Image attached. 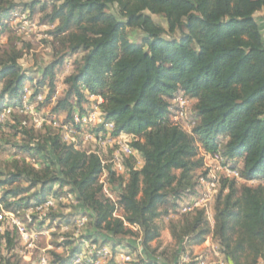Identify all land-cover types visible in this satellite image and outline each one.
<instances>
[{
	"label": "trees",
	"instance_id": "1",
	"mask_svg": "<svg viewBox=\"0 0 264 264\" xmlns=\"http://www.w3.org/2000/svg\"><path fill=\"white\" fill-rule=\"evenodd\" d=\"M38 6L50 10L45 18L56 24L52 33L68 52L34 80L29 104L41 96L47 79L49 93L40 105L50 103L56 69L67 57L81 55L52 114L65 112L69 121L87 111L84 105L98 104L115 125V136L135 137L130 145L138 156L125 159L123 175L109 170L110 199L99 181L103 166L97 154L66 143L50 126L35 136L37 131L20 123L21 133L30 136L21 149L41 168L16 161L11 172H0V208L16 213L57 194L54 186L68 187L91 217L92 243L114 249L117 238H134V229L148 254L161 238L156 221L198 195L203 150L239 171L245 183L220 180L213 226L201 209L171 223L173 264L193 256V248L209 237L228 264H264V184H247L264 181V32L256 16L264 14V0H0L1 31L17 9L34 12ZM151 15L163 16L167 27ZM127 28L140 34L131 37ZM22 56L13 49L0 57V112L21 109L26 84L33 81L19 63ZM179 94L194 102L190 131L169 121ZM16 238L8 228L0 234V264H13L4 251L16 247ZM82 246L74 245L67 256H47L51 264H72ZM133 264L168 263L159 256Z\"/></svg>",
	"mask_w": 264,
	"mask_h": 264
},
{
	"label": "rangeland",
	"instance_id": "2",
	"mask_svg": "<svg viewBox=\"0 0 264 264\" xmlns=\"http://www.w3.org/2000/svg\"><path fill=\"white\" fill-rule=\"evenodd\" d=\"M8 1L15 4H28L33 1L47 2V0ZM20 10H22V8L17 9L9 16L6 20L7 28L3 32L0 28V57L5 56V53H9L13 49H18L22 52L23 56L19 63L22 69L33 78V81L28 82L25 87V91H27L30 96L34 92V80L35 82L39 81L42 78L44 70L53 61L64 56L68 51L67 47L62 42V38L56 37L52 33L56 24L48 22L45 18L46 14L49 13L50 10L43 12L40 10L39 6L34 10V12L30 10H23L24 12H21ZM256 16L264 32V14H257ZM151 17L155 22L160 23L164 28L167 27L163 16L151 15ZM126 31L131 37H135L140 34V31L136 29L127 28ZM81 57V55L69 56L64 61L63 65L56 69V94L50 103L46 102L45 104L40 105L49 93V80L47 79L45 86L41 91L42 94L40 101L37 99L35 103L28 104L25 110H15L13 112L15 118L11 116L0 122L1 173L8 174L11 172L16 161L23 162L27 161L28 158H31L21 149L22 145L28 141L30 136L21 133L23 128H21L20 123L25 121L28 124L26 127L34 129L33 124L36 119L41 120L45 117L53 118L56 116L60 123H65V121H67V113L60 112L58 114H52V109L56 105L57 101L64 95L66 89L64 84L65 80L71 74L75 61L80 60ZM2 85L3 81H0V90ZM193 104L194 102L192 101L186 113L187 118L182 121V124L187 131H190L188 119ZM89 106L84 105L86 108H89ZM46 127H48V125L45 124L41 128L34 129L37 131L35 136L44 133ZM50 130L54 133L56 132V129L53 127H51ZM82 148L87 151L98 150L102 153L104 159L110 158L109 148H103L91 142L83 144ZM202 151L200 152V156L204 157L205 167L203 170L198 171L196 175L203 177L204 173H206V175L209 174L222 179L223 174L217 170L215 162L211 160V156L207 154L204 156ZM37 166V169L41 168V165L38 163ZM0 179H3V177L0 176ZM237 183L238 185H242L245 182ZM247 184L249 186L256 187L260 184H264V181L255 180L250 181ZM63 189L60 190V188L54 186V190L58 192L55 195H63L65 191H69L68 187ZM2 191L3 190H0V197L2 195ZM215 205L216 197L209 204L206 212L208 220L212 226L214 224ZM177 212L178 213H171L169 216H163L156 221L161 228V238L158 242H153L151 244V251H149L148 254H146L145 250H143L140 245V239L138 238L140 236L139 231L134 229H132L134 238H131V236L117 238V241H115L116 247H114V249L110 248L114 253L117 252V254L129 253L130 257L135 261L141 258L149 259L150 257L164 256V258L167 259L168 264H173L175 242L173 240L169 241V237L171 235L170 226L173 221H177V219L181 218L183 214L180 209H178ZM86 214L88 222L86 226L78 232L75 225L76 219L85 216ZM117 215L120 216L122 213L119 212ZM20 219L25 222L28 229L31 230L35 236L32 240L25 243L16 238V247L8 253L4 251V255H6V257H8L13 264H39V260L42 256L49 255L50 251H55L56 253L67 256L70 249L74 245L83 244L82 248L85 249L87 247L85 244L86 242L89 244L92 243V241L88 238L91 237L92 234L90 226L91 217L87 211L82 210L79 207L76 201H70L59 205L49 214L46 221H39L35 218L33 222L30 223L27 221L25 215H21ZM8 222V219H6L3 223H0V234L10 227ZM42 232L46 233L41 234ZM77 233H79L78 237L75 236ZM102 234L105 235L104 232L100 233V235ZM80 237L85 238L81 239ZM68 242H72L73 244L69 245ZM97 245L100 247L99 244ZM130 245H133L134 247L131 248ZM152 251L154 252L152 253ZM120 261L121 262L119 264H133L123 263L122 258H120Z\"/></svg>",
	"mask_w": 264,
	"mask_h": 264
},
{
	"label": "built area",
	"instance_id": "3",
	"mask_svg": "<svg viewBox=\"0 0 264 264\" xmlns=\"http://www.w3.org/2000/svg\"><path fill=\"white\" fill-rule=\"evenodd\" d=\"M38 100H41V96L38 97ZM28 101L29 93L25 91L24 97L22 99V108L19 110H25L29 104ZM191 102L192 101L183 94H179L173 100V106L168 116L169 121L173 125L185 129L182 121L187 118L186 113ZM15 110L17 109L8 107L1 111L0 122L6 118H9ZM45 124L55 128L61 133L62 138L66 143L74 145L77 149L85 150L82 148V145L90 142L95 143L100 147L110 149V158L108 159H104L102 153L98 150L89 152H93L100 157L102 161L103 172L99 181L104 185V191L106 195L110 199H114L108 191L107 178L109 175V170L114 171L118 175L125 174V159L138 156L137 151H135V149H133L130 145L135 137L132 135L115 136V125L104 119L98 104L89 107L84 114H74L72 119L65 121V123H60L56 116L53 118L45 117L41 120L36 119L33 127L34 129H37L41 128ZM22 126L26 127L28 124L23 121ZM211 160L215 162L216 168L218 171H220V173L223 174V178L234 179L237 182H244L239 171L232 169L229 165H224L219 157H211ZM27 161L33 166L38 167L35 159L28 158ZM138 164H141V162H138ZM220 180V178L209 174L200 177L198 195L190 202H186L181 206V213L186 214L198 209L205 210L207 212L209 204L215 199L220 191ZM70 201L75 202V197L65 191L63 195H50L41 204H38L32 208L22 209L16 213L7 212L1 207L0 223H3L6 219H8L10 226L8 229L11 232L17 234L19 241L25 243L32 240L35 235L31 230L28 229L25 222L20 219L21 215H25L27 221L30 223H32L35 218L39 221H46L49 214L54 209H56L59 205ZM87 222L88 220L86 216L76 219L75 225L78 232H80V230L86 226ZM45 233L46 232H42L41 234ZM75 236L78 237L79 233H77ZM85 244L87 247L82 249V252L72 264H119L121 262L120 258H122L123 263L135 262V260L130 257L129 253L117 254V252L114 253L110 247L100 248L97 244H89L88 242ZM193 261H196V264H228L217 246L211 248V250L204 255L185 256L181 260L180 264H189ZM39 264L51 263L48 256L43 255L39 260Z\"/></svg>",
	"mask_w": 264,
	"mask_h": 264
},
{
	"label": "crops",
	"instance_id": "4",
	"mask_svg": "<svg viewBox=\"0 0 264 264\" xmlns=\"http://www.w3.org/2000/svg\"><path fill=\"white\" fill-rule=\"evenodd\" d=\"M259 14H262V13H259ZM92 100H94V99H92ZM202 152H203V155L205 156L206 153L204 151H202ZM191 200H192V198L191 199L189 198L187 202H190ZM169 238H170L169 241H172L171 235ZM214 247H216V245L213 243L211 238H208L207 241L203 245L194 247L192 252H193L194 256L204 255L208 251H210L211 248H214Z\"/></svg>",
	"mask_w": 264,
	"mask_h": 264
}]
</instances>
